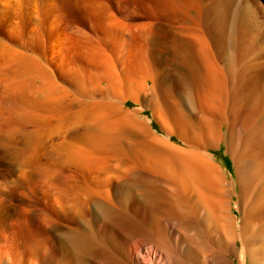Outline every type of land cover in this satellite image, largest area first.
<instances>
[{"label": "bare ground", "instance_id": "obj_1", "mask_svg": "<svg viewBox=\"0 0 264 264\" xmlns=\"http://www.w3.org/2000/svg\"><path fill=\"white\" fill-rule=\"evenodd\" d=\"M162 2L175 27L137 23L129 63L103 53L94 76L68 85L30 44L0 36V264H80L82 236L125 264H213L208 253L264 264V123L243 120L262 64L240 35L227 51L226 29L207 31L201 0ZM223 142L232 180L212 154ZM129 176L139 187L121 184ZM63 222L91 230L72 236L74 252L59 245Z\"/></svg>", "mask_w": 264, "mask_h": 264}, {"label": "rangeland", "instance_id": "obj_2", "mask_svg": "<svg viewBox=\"0 0 264 264\" xmlns=\"http://www.w3.org/2000/svg\"><path fill=\"white\" fill-rule=\"evenodd\" d=\"M89 2L90 0H0V36L6 41H8L7 37L10 36L13 42L23 41L28 45L30 44L31 48L33 47L44 59L46 58L45 61H47V68L50 72L62 79L65 85H68V83L72 80L75 81L78 77H88L92 74L94 76L98 71L97 62L103 53L113 60L121 61L120 63L122 61L123 64L129 63L136 50L135 42L139 43L137 37L138 27L144 26V23L171 25L172 27L176 25L169 23L165 20L164 15H162L164 14L162 0H92L90 2L92 5ZM200 3L202 20L205 22V28H208L206 30L211 33L210 29L212 27H218V29L223 27V29H226V36L228 38L226 37L223 45H225L227 51L232 49V45L236 41L238 34L241 41L245 43V46L247 45V60L250 61L249 59H251V61H255L260 65L262 64V67L259 66L257 69V73L260 75V92L258 91L259 95H257L260 100L256 102L255 106L249 107L243 113V120L249 123L251 118H255L256 124L260 123V121L264 123L262 122L264 121V0H203V2L201 0ZM118 23L120 25L123 24L126 28L122 29L124 28L122 27V31H120L121 26L119 25V28H117ZM127 27H129L130 32L129 30L127 31L130 34L126 33ZM9 30L11 31L9 32ZM131 30L135 33H132ZM12 34L13 37L11 36ZM129 36L133 39L129 40ZM121 39H126L129 42ZM131 44H134V46ZM153 47V54L155 55L162 50L156 44ZM172 74L173 72L170 71L169 75ZM127 106L131 108L135 107L132 102H129ZM141 116L149 119L152 131L159 136L165 137L160 125L152 119L151 113L148 110H145ZM240 127H238L239 131ZM249 127H247V130L250 129ZM170 141L181 145V142L175 136H172ZM212 154L215 156L216 162L226 170L228 180H232L231 178L234 176V162L232 156L226 151L225 143H221L219 148L212 151ZM0 159L6 162V156H1ZM117 175L119 176V174ZM120 176L123 178L122 174ZM129 177L130 179L127 180L120 179L121 184L125 187H139L134 182L137 179L133 178V176ZM257 187H260V184ZM237 188L239 190V187ZM238 190L232 200L239 204L240 209H243L247 201L245 202L244 196ZM235 213L240 217L239 212L235 211ZM87 218L89 219L90 216H87ZM63 223L67 226L68 237L66 236L65 238V236H61L58 233L59 245L63 248L66 246L67 248L65 247L64 249L74 252L75 247L70 240L74 238L72 236H80L85 232L87 235H91V230H88L87 225L84 224H81L80 228H76L73 224ZM200 236L197 239L206 242L205 237ZM82 238L86 242L81 248L80 257L82 260L80 259V264H125L124 256L117 248L110 245L99 246L90 241L86 236H82ZM216 258L217 256L208 253L206 257L202 256L201 260L204 262L207 259L211 263L213 262V264H224V260L217 261ZM254 261H256V258Z\"/></svg>", "mask_w": 264, "mask_h": 264}]
</instances>
